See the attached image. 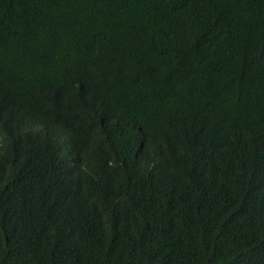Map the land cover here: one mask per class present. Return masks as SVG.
Returning a JSON list of instances; mask_svg holds the SVG:
<instances>
[{
	"label": "trees",
	"instance_id": "1",
	"mask_svg": "<svg viewBox=\"0 0 264 264\" xmlns=\"http://www.w3.org/2000/svg\"><path fill=\"white\" fill-rule=\"evenodd\" d=\"M0 264H264V0H0Z\"/></svg>",
	"mask_w": 264,
	"mask_h": 264
}]
</instances>
